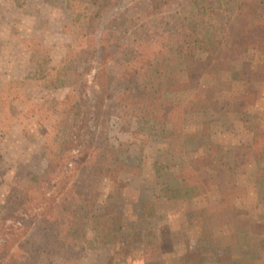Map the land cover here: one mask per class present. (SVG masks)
I'll list each match as a JSON object with an SVG mask.
<instances>
[{
	"label": "trees",
	"instance_id": "trees-1",
	"mask_svg": "<svg viewBox=\"0 0 264 264\" xmlns=\"http://www.w3.org/2000/svg\"><path fill=\"white\" fill-rule=\"evenodd\" d=\"M65 3L73 14L75 44L57 67L36 68V79L46 82L44 88L67 90L64 99L41 106L31 103L18 90L26 86L24 81L0 89V109L7 111L6 118L11 114L32 119V106L44 109L49 121L46 128L41 125L46 169L31 175L0 203V264H57L55 246L62 250L59 264H80L90 232L107 237L124 230L118 208L100 203V183L120 190L126 188L121 175L139 170L125 160L129 145L111 146L114 119L164 123L171 138L184 139L185 117L216 110L218 97L231 90L230 82L217 79L201 91L197 85L208 73L229 69L252 51L264 63V0ZM178 60L184 62L186 79L170 75V65ZM111 64L121 68L118 74L110 72ZM238 75L256 99L264 100V91L256 87L264 82L263 72L244 62ZM186 93H191L187 100L174 98ZM26 102L29 113L18 107ZM240 108L247 110L245 104ZM215 148L214 174L187 164L179 168L177 179L191 196L207 194L216 179L245 170L242 147L235 151L234 165L224 163ZM235 189L232 186L223 195L227 202ZM222 214H211L209 225L200 228L203 240L211 239L213 230L225 223ZM190 257L196 263L202 259L200 252L191 251Z\"/></svg>",
	"mask_w": 264,
	"mask_h": 264
},
{
	"label": "rangeland",
	"instance_id": "rangeland-1",
	"mask_svg": "<svg viewBox=\"0 0 264 264\" xmlns=\"http://www.w3.org/2000/svg\"><path fill=\"white\" fill-rule=\"evenodd\" d=\"M72 17L65 0H0V89L24 81L26 86L18 90L31 103L41 106L47 100H63L67 90L44 88L46 82L36 79V68L38 64L57 67L75 44ZM244 62L264 74L256 51L240 57L229 69L208 73L197 85L201 91L217 79L230 82L231 90L218 97L216 110L185 117L184 139L171 138L164 123L114 119L111 146L129 145L125 160L139 170L121 175L126 188L100 183V203L118 208L124 215V230L107 237L90 232L80 264H264V100L256 99L239 80ZM120 70L110 65L112 74ZM170 75L186 79L184 62H173ZM256 87L264 91V82ZM190 96L174 98L184 101ZM30 102L18 103L19 109L29 113ZM242 104L247 110L240 108ZM30 108L35 113L32 119L11 114L6 118L7 111L0 109V203L31 175L46 169L41 125H49L48 113ZM214 146L228 165L235 164V151L242 147L239 154H244L245 170L216 179L207 194L191 196L177 179L179 168L187 164L214 174ZM232 186L235 196L227 202L223 195ZM218 211H223L225 223L213 230L211 239L203 240L200 228L207 227L210 215ZM55 251L54 261L59 264L62 250L55 246ZM191 251L200 252V263L191 262Z\"/></svg>",
	"mask_w": 264,
	"mask_h": 264
}]
</instances>
